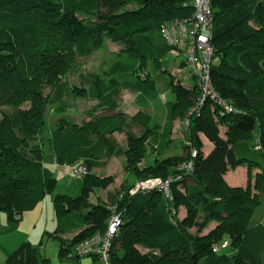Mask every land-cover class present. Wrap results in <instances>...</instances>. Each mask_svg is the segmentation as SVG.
Instances as JSON below:
<instances>
[{
	"label": "trees",
	"instance_id": "trees-1",
	"mask_svg": "<svg viewBox=\"0 0 264 264\" xmlns=\"http://www.w3.org/2000/svg\"><path fill=\"white\" fill-rule=\"evenodd\" d=\"M133 1L0 0V106L15 108L0 118V211L17 221L53 191L57 177L45 163L46 148L36 140L46 127L50 106L64 112L77 107L72 101L90 91L99 101L93 108L97 113L82 123L61 119L50 139L57 163L82 161L89 167L80 194L60 193L54 198L56 227L49 235L60 239L61 256L97 230H105L111 206H116L123 224L112 246V264H264V225L249 224L261 204L264 170L253 175L259 162L236 153L237 142L259 126V150L264 154V0H211L215 55L211 81L234 109L208 96L189 117L187 146L197 149L198 155L194 170L181 180H176V167L189 152L156 157L142 169L137 166L147 155L149 133L132 129L119 110V99L122 89H130L146 107L159 96L148 69L153 60L170 74L174 93L166 103V122L159 131L162 140L170 139L176 114L183 115V121L188 117L201 88L182 56L179 66L187 68L193 82L186 83L169 68L173 48L162 26L190 15L192 0H135L140 8L118 13L121 5ZM78 14H94L98 21L85 24ZM106 38L125 43L141 58L140 64L116 60L105 73L108 81L88 72L81 75L87 90L71 84L68 74L75 70L77 58L91 56ZM141 126L154 131L146 123ZM115 132L126 134L128 168L144 179H173L172 199L156 187L135 194L123 189L111 203L90 200L96 188L112 182L110 176L91 169L103 156L120 153L108 141ZM200 134L211 143L208 153ZM239 165L248 167V183L231 186L225 174ZM180 206L187 209L184 219L178 217ZM212 222L217 224L206 234L187 230L194 224L201 231ZM71 230L74 235L66 238L64 233ZM226 239L234 251L217 252L215 246ZM140 245L148 250L143 252ZM6 263L51 264L39 247L26 242Z\"/></svg>",
	"mask_w": 264,
	"mask_h": 264
},
{
	"label": "rangeland",
	"instance_id": "rangeland-1",
	"mask_svg": "<svg viewBox=\"0 0 264 264\" xmlns=\"http://www.w3.org/2000/svg\"><path fill=\"white\" fill-rule=\"evenodd\" d=\"M137 8H140L139 3L134 0L133 2L121 5L118 9V13L133 11ZM78 17L80 20H83L85 24H93L97 23L98 21L94 14H78ZM116 60L132 63L138 66L140 64L139 62L141 58H139L134 52L127 49L125 43L106 38L101 43V46L98 47L91 56L77 58L78 64L75 70L68 74L70 83L83 86L84 84L81 79V75L88 72L99 73L102 78H105L108 81L105 73L111 64ZM181 60L182 58L180 54L177 51L172 50L169 68L173 69L175 74L180 73L182 79L186 83H191L193 82V79L187 68L184 66H179V64L182 62ZM148 69L150 70L155 86L160 93V96L154 100L153 105L150 107V114L152 115L153 122L149 126L152 127L154 131H150V129L146 127L142 128V126L133 125L131 117L135 112L136 107L134 93L132 91L128 89L123 90V97H121V105L119 107L120 111L122 110L126 121L131 123L132 129L136 131L137 134H140L144 131L149 133L148 137L146 138V146L148 149L147 155H145V157L137 164V166H139L141 169L153 163L156 157H158V159H164L168 156H171L170 154L175 153L177 155H184L189 152V146H187L189 144L187 129L183 123V115L176 114L172 133L168 141L158 138L159 131L165 124L166 120V102L174 98V93L172 91L171 76L169 73L160 69L153 60L149 61ZM84 86L86 88L85 90L89 88L86 84ZM72 102L75 103L77 107L72 106L70 109L64 112L57 111L55 105L50 106L46 127L36 140L39 142V144L46 148L47 152L52 150L50 148V139L53 137L54 130L60 126L61 119H71L76 120L77 122H82L85 119H90L94 113H97V110L93 112V108L98 106L99 101L94 96L93 92L89 91L88 94L78 96L77 100ZM97 109L101 108L98 107ZM14 110L15 108L10 105L0 106V118L2 117L3 113H12ZM91 112L92 114H90ZM147 116L149 118L151 117L146 113H139L140 118L145 119ZM258 131L259 126L256 127L249 137L238 141L236 145V153L238 156L247 157L260 163H264V154L259 149H257L256 146ZM125 136V132L123 134L121 132H115L108 137V141L110 142L109 144L113 143L115 147L122 148L120 149L121 152L123 150L125 151L127 149L126 145H124L125 141L127 140V138L125 139ZM200 136L201 139L204 138L202 134H200ZM202 140L205 142V139ZM125 147L126 149H124ZM124 151L122 153H117L111 159L108 158L107 160L102 159L99 161V166H101L102 169H99L98 171H100V174L103 173L102 175L104 176H110L112 178V182L106 188H96L95 191L90 194V200H93L94 202L102 200L105 203H111L113 198L119 196L120 191H123V189L130 191L135 186L137 181L144 179L126 166L127 156L125 155ZM46 161V165L54 171L55 176L57 177V182L53 191L47 194L43 200V211L35 228V232L32 235L31 241L37 247L40 246V255L42 257H48L51 264H62L60 254V239L47 233L53 231V225L55 224L56 220L54 198L60 193H69L72 195L80 194L83 187V175H77L73 173L70 165H61L58 167V169H56L57 165L50 157H47ZM181 186L184 187L185 184H181ZM260 199L262 202L256 207L255 211H253L252 217L249 221L250 226H254L263 218L264 192H261ZM186 214V207L180 206L178 210V217L180 219H184ZM197 220L199 221L200 217H197ZM216 224V222H212L208 227L203 228L201 231H199V227L197 225L193 224L188 226L187 230L191 233L206 234ZM30 225L31 224L29 223V226ZM38 234L39 236L36 238L34 235ZM41 241L42 245L39 244ZM139 247L143 252L148 250V248H145L141 245ZM232 250V247H228L224 251L229 253ZM76 262L74 263L82 264V262ZM74 263L69 262L66 264Z\"/></svg>",
	"mask_w": 264,
	"mask_h": 264
},
{
	"label": "built area",
	"instance_id": "built-area-1",
	"mask_svg": "<svg viewBox=\"0 0 264 264\" xmlns=\"http://www.w3.org/2000/svg\"><path fill=\"white\" fill-rule=\"evenodd\" d=\"M193 12L184 17H179L165 23L162 26V34L166 42L185 58L187 67L191 74L195 75L201 88V94L195 100V104L190 108L188 117L184 120L186 129L189 127V117L197 112L208 96L216 102L225 106L228 110H233V103L221 98L213 88L211 81V67L215 61L214 47L212 45L213 31V9L211 0H192ZM256 146L261 148V141L256 139ZM189 157L181 161L176 169V180H181L194 170L195 158L198 155L197 149L189 147ZM72 171L77 175H85L89 167L82 161L72 164ZM173 179H162L160 177H148L136 182L130 190L131 194L139 191H149L156 187L162 189L167 197L172 199L170 183ZM108 218V225L105 230H97L86 239L75 244L68 252L69 258L85 260L82 264H112V246L120 234L123 224L122 212L116 210V206ZM230 245L229 240L215 246L217 252L222 251Z\"/></svg>",
	"mask_w": 264,
	"mask_h": 264
},
{
	"label": "crops",
	"instance_id": "crops-1",
	"mask_svg": "<svg viewBox=\"0 0 264 264\" xmlns=\"http://www.w3.org/2000/svg\"><path fill=\"white\" fill-rule=\"evenodd\" d=\"M123 90L124 89H122V92H123ZM128 90H130V89H128ZM130 91H132V90H130ZM132 92L134 93L135 107H136L135 112L132 114V117H131L133 125L141 126L142 123H146L148 125H151V123L153 122V119H152V115L150 114V107H151V105H153L154 100L156 98L153 99L151 101V103L145 107V106L139 105V103L137 102L138 93L135 91H132ZM159 96H160V93H159ZM121 97H123L122 93H121ZM121 97L119 99V107L121 105L120 104L121 103ZM140 112H141V114L146 113L147 115H149L151 117L149 118L147 116V118H145V119L140 118L139 117ZM166 113H167V110L165 112V118H166ZM85 120H88V119H85ZM74 121H76V120H74ZM82 122H77V123H82ZM165 122H166V120H165ZM121 133L123 134L124 132H121ZM202 136L204 137L202 139H205L204 140L205 141L204 142L205 143V148H204L205 152L208 153V151L211 148V143L209 142L208 138L204 134H202ZM158 138H161V137L159 136ZM125 139H126V136H125ZM124 145H126V147H128L127 146L128 145L127 140L125 141ZM126 147L124 149H126ZM185 147H187V146H185ZM118 148H120V147H118ZM120 149H122V148H120ZM122 152L120 151V153H122ZM115 155H113L111 157H106V155H105L99 161H101L102 159H105V160H107L108 158L111 159ZM170 155H177V154L174 153V154H170ZM47 157H50L52 159V161L57 165L56 169H58V167H60L61 165H68V166L70 165V168L72 170V167H71L72 163H69V164L57 163V161L55 159V153L53 150L46 153L45 158H44L45 163L47 162L46 161ZM99 164L95 165L91 169V171H93L94 173H96L98 175L104 176V175H102L103 173L100 174V171H98L99 169H102L101 166H99ZM261 170H264V163L259 162V165L253 169V175L260 172ZM225 179L231 186H246L248 183V180H249L248 167L246 165H239L236 168L228 170L227 173L225 174ZM260 196H261V194H260ZM43 200L44 199H42L33 209L25 211L22 214L21 218L17 221L10 220L8 218L7 213L0 211V264H7L6 261H7V258L9 257V255L12 254L15 250H17L19 248V246L25 242L29 243L33 247H37L36 245H34L32 243L31 238H32L33 233L35 232V228L37 226V223L40 220V217H41V214L43 211V206H42ZM91 201L94 202L93 200H91ZM95 202H97V201H95ZM255 209H254V211H255ZM29 223L31 224L30 226H29ZM255 225H264V215H263V218ZM55 227H56V220H55V224L53 225L52 230H54ZM47 233L49 234V232H47ZM74 233H75L74 230L67 231L66 233H64V236L66 238H69V237H72L74 235ZM69 234H71V235H69ZM34 236L37 238L39 236V234L34 235ZM233 251H234V249L231 252H233ZM61 260H62V264H66L69 262L74 263L76 261L83 263V261H85V260L81 261L79 259L69 258L66 255L61 256Z\"/></svg>",
	"mask_w": 264,
	"mask_h": 264
}]
</instances>
